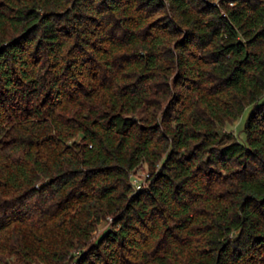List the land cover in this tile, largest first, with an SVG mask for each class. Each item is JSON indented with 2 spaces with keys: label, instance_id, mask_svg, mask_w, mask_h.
I'll list each match as a JSON object with an SVG mask.
<instances>
[{
  "label": "trees",
  "instance_id": "obj_1",
  "mask_svg": "<svg viewBox=\"0 0 264 264\" xmlns=\"http://www.w3.org/2000/svg\"><path fill=\"white\" fill-rule=\"evenodd\" d=\"M0 264H264V0H0Z\"/></svg>",
  "mask_w": 264,
  "mask_h": 264
},
{
  "label": "rangeland",
  "instance_id": "obj_2",
  "mask_svg": "<svg viewBox=\"0 0 264 264\" xmlns=\"http://www.w3.org/2000/svg\"><path fill=\"white\" fill-rule=\"evenodd\" d=\"M250 108L248 107L245 112L239 117L234 123L228 124L226 130L227 131H232L234 134L237 135L239 140L245 141V123L249 115ZM146 177V171L144 170H139L138 173L136 174V179L139 181L142 180V178ZM106 226L105 222H102L99 227V231L103 230L104 227ZM98 231V232H99Z\"/></svg>",
  "mask_w": 264,
  "mask_h": 264
}]
</instances>
